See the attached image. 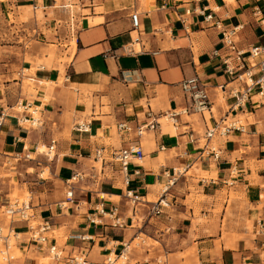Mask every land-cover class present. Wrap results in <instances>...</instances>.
<instances>
[{"label": "crops", "instance_id": "obj_1", "mask_svg": "<svg viewBox=\"0 0 264 264\" xmlns=\"http://www.w3.org/2000/svg\"><path fill=\"white\" fill-rule=\"evenodd\" d=\"M12 1L17 8L40 11L43 21L36 24L31 63L22 65L32 71V88L23 90L22 79L0 82V108L6 113L0 160L17 174L13 180L19 186L41 195L43 189L46 198L29 204L31 220L50 221L54 244L62 252L53 260L45 249L27 242L25 224L17 222L13 225L22 238L12 264H40L42 255L54 264H73L71 257L103 264L135 239L142 244L127 264H264V229L255 235L256 223L264 224V100L254 97L252 108L227 112L230 85L219 91L227 78L213 57L214 51L224 54L221 30L197 12L185 13L195 9L192 0ZM209 12L222 30L240 28V49L264 45V0H209L205 14ZM133 13L138 14L136 31ZM195 75L206 86L212 113L182 116L174 128L159 116L187 105L179 84ZM34 108L41 126L17 125ZM148 113L158 125L137 137L135 129L151 121ZM220 117L242 119L245 131L214 139L220 156L213 161L201 156V149L206 128ZM121 123L133 131L119 132ZM52 142L47 181L37 179L40 168L32 162L14 160L16 154ZM131 144L144 152L143 161L129 168L127 191L136 198L134 204L125 198L119 168L111 162L112 154ZM98 149H103L104 162L96 170ZM173 168L184 172L167 177ZM75 173L84 178L74 185L73 204L59 211L64 181ZM161 186L167 188L165 194ZM10 190L9 181L0 180V211L10 203ZM160 198V215H152L150 208ZM100 203L106 210L117 208L121 227L103 218L99 226L88 225ZM3 216L0 212V227ZM75 235L88 239L73 240Z\"/></svg>", "mask_w": 264, "mask_h": 264}, {"label": "built area", "instance_id": "obj_2", "mask_svg": "<svg viewBox=\"0 0 264 264\" xmlns=\"http://www.w3.org/2000/svg\"><path fill=\"white\" fill-rule=\"evenodd\" d=\"M196 5L195 9H188L185 11L186 14L191 12H197L203 16V20L206 23H212L213 27L217 30H221L222 44L224 49V54L220 51H214L213 57L220 60V66L222 73L227 78V83L220 85L218 87L220 92H224L226 87L230 85L227 91V96L231 100L230 105L227 108V112H237L242 109H247L248 106L251 108L255 105L253 103V98L259 100H264V45H257L249 48L247 51L240 49L238 47L237 33L240 31L239 27L233 28L231 30H222L221 23L218 20H214V16L211 12H207V5L209 0H192ZM205 3V6L201 5ZM254 15H258L259 11L256 10ZM131 25L133 31L138 29V14L133 13L130 16ZM137 42V38L133 40L132 43ZM122 80H125V76L121 74ZM180 90L187 100V105L179 110H174L172 112L164 113L159 116L165 122L170 123L174 128L177 127L178 119L182 116L195 114L203 115L205 113H212V104L209 99L208 93L206 91V86L203 81L197 76L183 80L180 84ZM21 109L20 105L18 107ZM32 110V111H30ZM35 114H34V112ZM30 112V113H29ZM29 117H21L17 119V125L20 127H26L31 129H36L41 126V119L37 115V110L29 109ZM6 117L5 110L0 108V127ZM147 118L151 121L144 126H138L135 129V134L137 137L142 136L145 129L154 130L158 125L155 116H151L150 113L147 114ZM244 125L241 121L227 120L226 117H220L218 119H213V123L206 128L204 134V144L201 149V156L205 158H211L213 161L219 160L220 151L217 145H214V139H226L230 134L234 132L243 133L245 131ZM77 130L85 131L83 125H77ZM117 130L123 133H131L133 129L126 123H121L117 125ZM41 148V147H40ZM53 142L50 146L44 147L40 150L35 147L33 153L27 154H16L14 156L15 161H32L37 162L35 156H43L47 161L51 162L54 155L51 153L54 151ZM34 156V157H33ZM144 159V152L139 144H131L127 147L120 149L111 156V162L117 165L118 171L122 177V183L126 188L125 198L129 199L131 204L136 202L131 194V191H127L130 183L129 173L130 166L133 164L138 165ZM94 160L96 163L102 165L104 162L103 149H98L94 153ZM39 165L40 163H36ZM181 170V171H180ZM184 169L173 168L170 173L167 172V177L172 176L173 178L182 174ZM134 174L137 172H133ZM84 178L83 175L73 174L69 179L64 181L65 184V194L64 200L57 205L59 211L65 210L68 206L73 204L74 201V185ZM86 178V177H85ZM89 178L95 179L94 175L89 176ZM167 188L163 190L166 193ZM164 206L163 198H160L156 203H153L150 208V213L155 216L160 215V210ZM4 215L9 218V226L6 230L0 228V258L1 264H12L14 258L12 256L13 242L20 239V233L14 227V223L21 222L25 224V239L28 243L37 245L38 247L45 249L48 255L53 260H59L62 257V252L54 244V239L52 237V224L49 220H42L40 223L33 222L31 220L30 205L29 202H17L9 203L5 207ZM117 208L113 207L111 209H105L103 203H100L93 214L87 218V223L90 226H99L101 224L100 218L109 219L113 222V227H121L123 224L118 218ZM255 235H261L263 233L264 224L258 221L256 223ZM73 240L85 241L88 238L85 236L75 235L71 237ZM136 240V239H135ZM134 240V241H135ZM131 244H123L121 251L117 254H113L115 259L110 260L109 255L103 264H115L117 260L126 258L127 253L130 251ZM264 246V244H262ZM70 262L73 264H83V261L76 257H71Z\"/></svg>", "mask_w": 264, "mask_h": 264}, {"label": "rangeland", "instance_id": "obj_3", "mask_svg": "<svg viewBox=\"0 0 264 264\" xmlns=\"http://www.w3.org/2000/svg\"><path fill=\"white\" fill-rule=\"evenodd\" d=\"M16 3L12 0H0V82H12V80L20 82V80L23 81V90L32 88V83L29 81V74L32 72L31 70H24L22 68L23 64L31 63V52L33 49V45L35 44V37H37L36 32V24H41L42 19V13L39 11L37 14H34V11L31 7L29 8H17ZM62 22V20H59ZM53 58V57H51ZM41 61L39 60V65ZM37 66V65H36ZM5 75V77L2 76ZM4 78V79H3ZM5 80V81H4ZM20 110V109H19ZM30 113V112H29ZM35 116H39L38 114ZM238 120L241 121V124L244 125L242 122V119L238 118ZM165 122L164 120H162ZM168 123V122H167ZM171 125L170 123H168ZM173 131V130H172ZM214 145H217L215 142H213ZM40 150H43L39 148ZM54 155V152L51 153V156ZM34 157V156H33ZM35 159L39 165H37V162L32 161H26V162H32V164L35 167L40 168V170L37 172L36 176L37 179L44 182L47 181L50 178V169L49 164L51 162L47 161L46 158L41 156H35ZM23 161V160H21ZM15 162V161H14ZM19 162V161H17ZM22 163V162H19ZM7 163L1 162L0 160V180H8L11 186V190L8 193V200L10 203H13L14 201L17 202H29L30 203H36L40 199L44 200L46 198L45 192L43 189L39 190L42 191L41 194H37L34 192V190H29L26 186H19L17 182H15L13 179L17 174L13 173L14 171H7L9 166L6 165ZM96 170L100 169V164L97 163L93 165ZM181 171V170H180ZM30 173L31 170H28ZM191 174L188 173L187 176H190ZM121 176V174H120ZM19 178H22V176ZM120 184L122 188H124L122 177H120ZM165 186H161L160 189L163 190ZM125 193V189H124ZM264 200V195L262 196V201ZM6 208L1 209V214L4 215V211ZM32 212L29 211V214ZM5 220V225L1 226L0 228L6 230L9 225V218L7 216H3ZM249 233L252 232V226L251 224L248 225ZM22 238V236H20ZM17 242V241H16ZM16 242H13L12 247V256L16 259L19 256L18 251L15 248ZM142 241L141 240H135L131 246L130 251L127 253L126 258L119 259L116 261L115 264H127L128 257L130 253L133 250H139V247L141 246ZM109 258L115 259L114 255L111 254ZM0 264H1V258H0ZM40 264H54L48 256H41Z\"/></svg>", "mask_w": 264, "mask_h": 264}, {"label": "bare ground", "instance_id": "obj_4", "mask_svg": "<svg viewBox=\"0 0 264 264\" xmlns=\"http://www.w3.org/2000/svg\"><path fill=\"white\" fill-rule=\"evenodd\" d=\"M30 111H32V110H30ZM33 112H34V110H33ZM34 114H35V112H34ZM35 116V115H34ZM163 190H165V187L163 188ZM111 260V259H110Z\"/></svg>", "mask_w": 264, "mask_h": 264}]
</instances>
